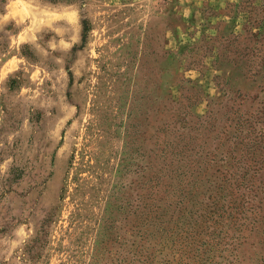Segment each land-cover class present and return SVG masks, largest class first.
<instances>
[{
    "label": "rangeland",
    "instance_id": "rangeland-1",
    "mask_svg": "<svg viewBox=\"0 0 264 264\" xmlns=\"http://www.w3.org/2000/svg\"><path fill=\"white\" fill-rule=\"evenodd\" d=\"M0 264H264V0H0Z\"/></svg>",
    "mask_w": 264,
    "mask_h": 264
},
{
    "label": "trees",
    "instance_id": "trees-1",
    "mask_svg": "<svg viewBox=\"0 0 264 264\" xmlns=\"http://www.w3.org/2000/svg\"><path fill=\"white\" fill-rule=\"evenodd\" d=\"M213 205L216 206V205H217V202H213ZM211 210H212V207H211V209L209 210V212H212Z\"/></svg>",
    "mask_w": 264,
    "mask_h": 264
}]
</instances>
